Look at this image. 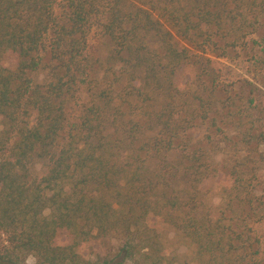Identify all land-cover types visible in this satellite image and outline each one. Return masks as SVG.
I'll return each instance as SVG.
<instances>
[{"label": "trees", "instance_id": "obj_1", "mask_svg": "<svg viewBox=\"0 0 264 264\" xmlns=\"http://www.w3.org/2000/svg\"><path fill=\"white\" fill-rule=\"evenodd\" d=\"M93 28L110 43L99 80ZM262 31L264 0H0V264H98L82 249L103 240L114 254L99 264H176L166 226L197 244L196 264H264L255 187L233 181L247 211L234 224L197 212L209 172L188 138L205 99L174 83L184 66L213 75L210 56Z\"/></svg>", "mask_w": 264, "mask_h": 264}, {"label": "rangeland", "instance_id": "obj_2", "mask_svg": "<svg viewBox=\"0 0 264 264\" xmlns=\"http://www.w3.org/2000/svg\"><path fill=\"white\" fill-rule=\"evenodd\" d=\"M87 41L89 57L98 67L95 78L99 80L107 69L110 43L95 28ZM216 54L210 56L217 68L213 75L184 66L176 73L174 83L183 91L185 98H190L196 91L205 99L193 105V110L196 106L198 109L193 113L188 138V145L200 159L197 165L209 172V178L198 187L197 212L224 220L222 223L228 226L247 214L246 210L235 207L237 194L232 190L235 178L245 183L244 193L255 187V196L259 202H264V31L249 36L245 45L230 49L225 57L216 58ZM86 98L81 93L75 104L86 102ZM180 107V117L190 120L188 106ZM184 122V119L177 122L181 133L188 127ZM46 170V164L39 161L31 169V174L40 178ZM245 195H240V198ZM255 211L264 214V207ZM43 215L50 217V210L46 209ZM250 220L246 218L245 221L249 224ZM249 228H252L249 232L252 236L257 234L264 241V219L258 224H250ZM160 240L174 263L196 264L199 261L197 244L184 238L179 230L163 227ZM69 242L66 233L57 240L58 245ZM114 245L112 240H103L88 243L82 250L85 259L99 264L107 255L114 254ZM208 260L205 255L203 264ZM24 264H35L34 258L29 256ZM208 264L213 263L209 260Z\"/></svg>", "mask_w": 264, "mask_h": 264}]
</instances>
